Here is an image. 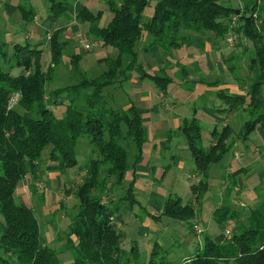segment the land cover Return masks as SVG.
<instances>
[{
	"label": "trees",
	"instance_id": "obj_1",
	"mask_svg": "<svg viewBox=\"0 0 264 264\" xmlns=\"http://www.w3.org/2000/svg\"><path fill=\"white\" fill-rule=\"evenodd\" d=\"M49 1L44 40L51 52L47 69L42 65L39 43H14L12 51L5 43L0 44V264H62L58 250L41 236L35 209L15 193L27 175L32 176V183L38 177L42 179L48 163L56 165L60 173L76 167L77 145L84 137L89 139L97 157L84 166L85 175L73 190L80 207L66 233V247L73 252L71 264H128L122 248L125 232L117 223H122L119 206L112 199L106 202L102 198L104 194L111 198L116 195L130 168L129 141L136 150L135 161L142 157L145 122L134 103L127 108L106 107L105 90L117 81L129 79L132 71L139 69L142 77H152L166 94L171 77L145 71L138 59L137 46L145 36V49L157 46L167 53L166 49L181 46L197 34L199 47L209 39H224L228 44L227 37L232 32L237 36L235 47L243 49V55L248 54L253 77L236 78L244 94L231 93L228 88L217 93L226 110L249 108L251 117L239 132V138L247 140L259 124L264 126V0H241L236 6L229 3L232 0H120L118 5L115 0H107L113 15L103 24L102 11L95 13L83 5L75 13V21L87 24L86 34L93 35L102 45L113 46L117 56L104 58L106 70L89 77L80 70L82 54H70L69 66L78 81L54 89H49V85L53 84L55 67L65 62L63 54L70 41L62 39L65 26L53 28L49 37L47 32L67 13L68 0ZM152 1V16L143 22ZM17 9L26 23L37 16L34 7L20 4ZM236 57L238 54L232 50L224 61L230 63ZM15 67L21 68L16 75L12 73ZM228 69L233 73L235 65ZM227 82L219 79L206 84L219 86ZM66 99L69 101L63 115H56L53 105ZM202 127L200 120L193 117L185 121L182 130L196 159V169L206 178L209 167L227 151L230 130L224 126L219 134L215 126L217 140L206 149L202 145ZM235 180L231 186L236 187ZM132 183L119 197L129 206L136 201ZM192 189L198 197L200 190L208 189V182L201 178ZM230 212L231 208L224 204L214 211V216L221 222ZM158 214L188 221L195 216V207L192 203L183 204L178 195L174 199L170 195ZM232 232L231 238L223 241L205 233L203 247L180 264H264V200L250 209L247 221L239 223ZM132 250L138 257L137 243ZM155 258L152 256L148 264H169L157 263Z\"/></svg>",
	"mask_w": 264,
	"mask_h": 264
},
{
	"label": "rangeland",
	"instance_id": "obj_2",
	"mask_svg": "<svg viewBox=\"0 0 264 264\" xmlns=\"http://www.w3.org/2000/svg\"><path fill=\"white\" fill-rule=\"evenodd\" d=\"M27 1H31L38 13L33 23L23 21L19 11L12 13L8 11L10 5L18 6L22 0H0V44L5 43L7 49L11 48L10 51H12V44H24L25 39L33 43L40 42L38 47L43 50L42 65L44 69H47L51 60V52L49 44L44 41L43 33L46 31L44 21L50 14V1ZM79 1L78 3L70 0L67 13L63 14L47 32V37H49L53 27L65 26L61 34L62 39L70 41L63 54L65 62L55 67L53 84L49 85V89L78 81L77 74L69 66L70 54H82L80 70L87 72L86 75L89 77L106 70L107 62L104 58L117 56V51L113 46L102 45L93 35L86 34L87 24H79L72 19L81 6L85 5L95 13L102 11L101 23H105L113 15L107 0ZM115 1V5L120 2V0ZM236 2L241 4V0H232L229 3L236 6ZM154 3L152 1L151 5L146 8L143 22L152 16ZM74 9L76 11L72 12ZM197 35L194 43L190 39L181 46L166 49L168 54L159 47L147 52L145 49L147 36L138 44V59L145 71L171 77L165 97L160 95L163 92L157 86L156 80L150 76L142 77L139 69L133 70L129 79L117 81L105 90L104 104L106 107L127 108L134 103L142 110L145 118L150 117L145 121L146 140L141 159L135 161L136 150L133 142L129 141L130 168L119 189L115 191L116 195L111 198L104 194L102 198L106 202L112 199L119 206L122 223H117L123 226L125 232L122 248L126 251L124 259L129 258L128 264H148L152 256L156 257L155 262L157 263L162 261L169 264H180L197 249L203 247L205 233L219 241L231 238L232 231L238 224L247 221L250 209L259 206L264 200V158L260 157L259 151L253 152L246 148L250 141L255 143L260 141L264 145L262 138L258 135L260 129L257 128L252 133L247 143L239 138V133H237L241 125L251 117L249 108L233 109L229 114L231 115L229 119L223 122L226 129L230 130L228 149L218 163L209 167V176L205 178L196 169L197 162L188 147L182 126L186 120L193 117L198 118L203 126L202 145L207 149L217 140L213 128L217 126L219 134L223 128L221 120L216 116L224 117L221 112L217 115L216 112L211 114L206 110V106L216 108L217 102L211 95H215L217 90L204 89L206 85L202 79L207 77L206 74H200L193 69L192 65L204 55L202 48L197 46ZM208 35L212 37L211 32ZM234 36L237 41V36L235 34ZM235 42L234 45L229 46L224 39H218L216 45L219 43V47L226 52L235 50L238 54V58L236 57L237 59H233L230 63L223 61L224 73L221 79L231 82V85L235 84L232 88L237 94H242L244 91L239 89V81L236 78L244 80L248 77L252 78L253 73L248 54L243 55V49L236 48ZM249 45L251 46V43ZM157 49L160 51L163 65L150 67L149 54ZM4 50L6 51V48ZM101 59L103 60L100 61ZM231 64L235 65L233 73L228 69ZM20 70L21 68L15 67L12 73L16 75ZM68 101L69 99H66L64 103L53 105L52 108L56 115H63ZM154 104L159 105L160 113L145 110ZM77 149L78 164L76 167L60 173L54 165L48 163L42 179L38 177L32 183V176L27 175L15 193L18 199L32 205L35 209L40 222L41 236L49 246L58 250L62 264H71L73 258L72 250L66 247L68 246L66 233L72 217L80 207L73 190L82 180L81 176L85 175L84 166L89 160L97 157L86 137L79 140ZM135 162L139 170L133 166ZM201 178L208 182V189L200 190V195L196 197L192 186L198 184ZM236 178L239 179L240 185L237 183L236 187L231 186L233 179ZM132 181L136 201L129 206L130 203L125 204V201L120 200L119 197L124 195ZM170 195L172 199L176 195L180 196L183 204L192 203L195 207V216L188 221L173 219L166 215L159 216L158 213L163 207L160 208V204ZM224 204L231 208V212L226 220L220 222L215 218L214 211ZM195 226H198L200 231ZM226 230L230 233L226 234ZM135 243L140 251L138 257L132 250Z\"/></svg>",
	"mask_w": 264,
	"mask_h": 264
},
{
	"label": "crops",
	"instance_id": "obj_3",
	"mask_svg": "<svg viewBox=\"0 0 264 264\" xmlns=\"http://www.w3.org/2000/svg\"><path fill=\"white\" fill-rule=\"evenodd\" d=\"M69 1L70 0H68V3H67V5H68V9H69ZM71 1H73V0H71ZM75 1H77L78 3L80 2L79 0H75ZM20 5V4H19ZM21 5H25V6H27V7H35L32 3H31V1H27V0H22V3H21ZM83 6V5H82ZM82 6H81V8H82ZM17 7L18 6H12V5H10L9 6V8H8V11L10 12V13H12V12H17L18 11V9H17ZM76 10L74 9V11L72 10V12H75ZM19 15H20V17H21V14L19 13ZM37 15H38V13H37ZM49 16V15H48ZM47 16V17H48ZM37 17V16H36ZM47 17H46V19H45V21H47ZM75 16H73V20L75 21V18H74ZM59 19V18H58ZM57 19V20H58ZM56 20V21H57ZM34 21H36V18L34 19ZM33 21V22H34ZM44 21V20H43ZM44 21V25H45V28H46V22ZM55 21V22H56ZM32 22V23H33ZM54 22V23H55ZM53 23V24H54ZM52 24V25H53ZM43 28V27H42ZM42 28H41V30H42ZM54 28V27H53ZM57 28V27H56ZM46 30H47V28H46ZM42 33H43V30H42ZM44 36H45V31H44ZM27 35V34H26ZM28 37V36H27ZM192 39V38H191ZM26 40H28V39H25V41ZM193 43L195 42L194 40H195V38L193 37ZM216 40V41H215ZM196 42H198L197 41V39H196ZM37 43H40V42H37ZM37 43H34V44H37ZM42 43V42H41ZM47 43V42H46ZM216 43H217V39H214V40H207L206 42H205V44L201 47L202 48V50H203V52L202 53H204V55H202V56H200V58L198 59L199 61H196L195 62V64H193L192 66H193V69H194V71H197V72H200V74H206V78L205 79H202L204 82V85H206L205 87H204V89H215V90H217L216 92H215V95H211L212 97H213V99H215L216 100V102H217V106H216V108H214V107H207L206 106V110H207V112H209V113H213V112H216L217 113V115H218V113H222V115H224V117L222 118H220V116H216V118L217 119H219V120H221V122H222V127H224L225 126V124L223 123L225 120H228L229 119V116H231V115H229L230 114V110H226L225 109V104H224V102L222 101V99H221V97H219V95H218V90L219 89H222V88H228L229 89V91L231 92V93H233V92H235V90L232 88L233 86H235V84L234 85H231L232 83L230 82H227V83H224V84H221V85H219V86H217V87H215V86H209V85H207L206 84V82H208L209 80L211 81V82H213V81H216V80H219V79H221V77H222V75H223V73H224V68H223V66H222V64H223V61H224V59H225V57H226V55L227 54H229L230 52H226L223 48H221V47H219V43L216 45ZM207 44H209V46L207 45ZM197 46H198V44H197ZM157 46H152V47H150L149 49H146V51L148 52L149 50H153V48L155 49ZM160 51L157 49L155 52H153L152 54H149L150 55V62L148 63L149 65H150V67H153V65L154 66H156V65H163V60L160 58V53H159ZM152 57V58H151ZM147 65V64H146ZM172 66H174V65H172ZM206 72H209L208 74L206 73ZM130 77V76H129ZM198 79V78H197ZM238 87H239V85H238ZM240 89V88H239ZM241 91H244L245 92V90H242L241 89ZM244 92L242 93V94H244ZM235 94H237L236 92H235ZM161 96H163V97H165V95L166 94H163V93H161L160 94ZM140 109V108H139ZM145 110H151L153 113L154 112H156V114H158V113H160V108H159V105L158 104H154V105H152V107L151 108H149V109H145ZM140 111H141V113H142V110L140 109ZM233 111V110H232ZM143 114V113H142ZM143 117H144V115H143ZM150 119V117H144V122L146 121V120H149ZM242 126L243 125H241V128L239 129V131L237 132V133H239L240 132V130L242 129ZM259 126V127H258ZM256 128H255V130L252 132V133H254L255 131H256V129L258 128V129H260L259 130V132L260 133H258V135L262 138V140L261 141H263L264 142V126H262L261 124H259ZM252 133H251V135H252ZM251 135L249 136V138L247 139V140H243L245 143H247L248 141H250V139H251ZM259 136H257V138L259 139ZM238 137H239V134H238ZM246 148H248V149H250L251 151H253V152H255V151H259V154H260V157H263L264 158V145L262 144V142H258V143H255V142H249V144H247L246 145ZM141 159V158H140ZM139 159V160H140ZM147 164V163H146ZM135 166V169L136 170H139V166H138V164L136 163V165H134ZM48 167V166H47ZM54 168L56 169V165H54ZM243 169H246L245 167H243ZM241 180V179H240ZM236 181L238 182V185H240L239 184V179L237 180V178H236ZM242 181V180H241ZM165 202V201H164ZM164 202H162L161 204H160V208L163 206V203ZM122 228H123V226H122ZM71 262V261H70ZM72 263V262H71Z\"/></svg>",
	"mask_w": 264,
	"mask_h": 264
},
{
	"label": "built area",
	"instance_id": "obj_4",
	"mask_svg": "<svg viewBox=\"0 0 264 264\" xmlns=\"http://www.w3.org/2000/svg\"><path fill=\"white\" fill-rule=\"evenodd\" d=\"M236 19H237V17H234V18H233V25H235V21H236ZM234 41H235L234 33L230 32V33L228 34V37H227V42H228V44H229L230 46H232V45H234ZM16 96H18V94H17ZM11 102H12V103L14 102V98L12 99ZM12 103H11V104H12ZM195 227L198 229V231H200V229L198 228V226H195ZM229 233H230V231H229V230H226V234H229Z\"/></svg>",
	"mask_w": 264,
	"mask_h": 264
}]
</instances>
